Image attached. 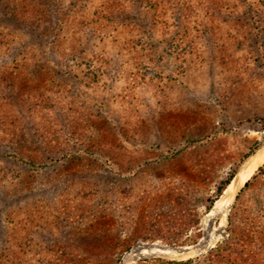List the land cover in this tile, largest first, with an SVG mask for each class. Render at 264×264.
I'll list each match as a JSON object with an SVG mask.
<instances>
[{
	"label": "rangeland",
	"instance_id": "374dc122",
	"mask_svg": "<svg viewBox=\"0 0 264 264\" xmlns=\"http://www.w3.org/2000/svg\"><path fill=\"white\" fill-rule=\"evenodd\" d=\"M263 144L264 0H0V264H264Z\"/></svg>",
	"mask_w": 264,
	"mask_h": 264
},
{
	"label": "water",
	"instance_id": "95a60500",
	"mask_svg": "<svg viewBox=\"0 0 264 264\" xmlns=\"http://www.w3.org/2000/svg\"><path fill=\"white\" fill-rule=\"evenodd\" d=\"M262 147H264V144H263L259 149H261ZM257 151H258V150H257ZM257 151H256V152H257ZM256 152H255V153H256ZM251 157H252V156H251ZM251 157H250V158H251ZM250 158H249V159H250ZM249 159H248V161H249ZM248 161H247V162H248ZM247 162H246V163H247ZM246 163H245V164H246ZM245 164H244V165H245ZM244 165L242 166V168L244 167ZM242 168H241V169H242ZM241 169H240V171H241ZM240 171H239V172H240ZM239 172H238V173H239ZM238 190H239V189H238ZM238 190H235V191L233 192V197H232L231 201L229 202L227 208L225 209V212H228V211L233 207V205H234V203H235V200H236V197H237V195H238ZM221 215H222V214H220V213L215 214V215L213 216V220H216V219H217L219 216H221ZM207 238H208V237H207ZM208 240H209V238H208ZM203 246H204V244L200 243V244H197V245L190 246L189 248H186V247H183V246L174 247V246H171V245H160V244L154 243V244L149 245V250H150L151 252L159 251L160 254H163L162 251H168V250H179V251H186V250H188V251H191V250H201V249L203 248ZM143 248H144V245H140L139 247H132V248H130V249L125 253V255L123 256V258H122L120 264H129V262H130L134 257H136V256L142 254ZM154 253H155V252H154Z\"/></svg>",
	"mask_w": 264,
	"mask_h": 264
},
{
	"label": "bare ground",
	"instance_id": "6f19581e",
	"mask_svg": "<svg viewBox=\"0 0 264 264\" xmlns=\"http://www.w3.org/2000/svg\"><path fill=\"white\" fill-rule=\"evenodd\" d=\"M263 150H264V147H262L261 149H259L256 153H254L253 155H252V157L249 159V161L244 165V167L241 169V171L237 174V176L235 177V179L233 180V188H232V192H234L235 190H238L242 185H243V183H241V176H242V173H243V171L245 170V168L247 167V165L252 161V160H254L255 158H257L259 155H261V153L263 152ZM262 157H259L258 159L260 160ZM231 192V193H232ZM229 202H230V200H229ZM229 202H228V204H229ZM228 204H227V206H228ZM227 206H226V208H227ZM226 208H224L223 210H221L220 212H218V213H220V214H222V216L223 215H226V212H225V209Z\"/></svg>",
	"mask_w": 264,
	"mask_h": 264
},
{
	"label": "trees",
	"instance_id": "16d2710c",
	"mask_svg": "<svg viewBox=\"0 0 264 264\" xmlns=\"http://www.w3.org/2000/svg\"><path fill=\"white\" fill-rule=\"evenodd\" d=\"M12 152V155H15L16 157H20L19 156V154H15L14 152H13V150L11 151ZM27 159V160H26ZM23 158V160L24 161H28V162H30V163H35V164H42V163H44V161H47V160H44V159H33V158ZM46 159H48V158H46ZM264 170V166L263 167H261L260 169H259V173L260 172H262ZM254 177H256V175L254 176ZM250 183V181H248L247 182V185ZM225 188V187H224Z\"/></svg>",
	"mask_w": 264,
	"mask_h": 264
}]
</instances>
